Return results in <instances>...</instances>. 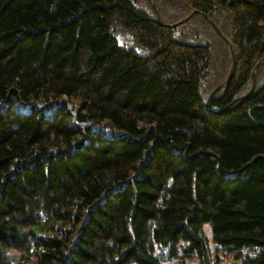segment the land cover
Returning <instances> with one entry per match:
<instances>
[{"label":"trees","instance_id":"1","mask_svg":"<svg viewBox=\"0 0 264 264\" xmlns=\"http://www.w3.org/2000/svg\"><path fill=\"white\" fill-rule=\"evenodd\" d=\"M263 58L264 0H0V264H264Z\"/></svg>","mask_w":264,"mask_h":264},{"label":"water","instance_id":"2","mask_svg":"<svg viewBox=\"0 0 264 264\" xmlns=\"http://www.w3.org/2000/svg\"><path fill=\"white\" fill-rule=\"evenodd\" d=\"M194 14H200V15H202L203 17H205L206 19H208V17H207L206 15H203V14H201V13L198 12V11H194V12H191L186 18L180 20L179 22H177V23H175V24H173V25H168L167 27L174 28V27H176V26H179V25H181V24L187 22V21H188V20H189ZM157 21L159 22V19H158V18H157ZM208 21H209L210 25L213 27V29L217 32V34H218L220 37H222V38L226 41V43L228 44V47H229V51H230V56H231L232 62H231V67H230L229 74H228V77H227L226 82H225L224 84L219 85L218 87H216V88L212 91V93H211V95H210V97H209V99H208V103H207V105L210 103V100H211V98L214 96V94H215L219 89L223 88L225 85H227V84L229 83L230 79L232 78L233 68H234V64H235L234 54H233V50H232V47H231L230 43L225 39V37L222 35V33L220 32V30L218 29V27H217V26H216L211 20L208 19ZM262 62H264V58H263L260 62H258V63L256 64V66H255V68H254V71L252 72V86H251V88H250V90H249V92H248V94H247V96H246L245 98H247V97L253 92V90H254V87H255V77H256L255 70L257 69V67L259 66V64H261Z\"/></svg>","mask_w":264,"mask_h":264},{"label":"rangeland","instance_id":"3","mask_svg":"<svg viewBox=\"0 0 264 264\" xmlns=\"http://www.w3.org/2000/svg\"><path fill=\"white\" fill-rule=\"evenodd\" d=\"M204 232H205L206 236L210 239L209 244L212 247L211 234H210V231H209V228H208L207 225L204 227ZM224 261L225 262H230V259L229 258H225Z\"/></svg>","mask_w":264,"mask_h":264}]
</instances>
